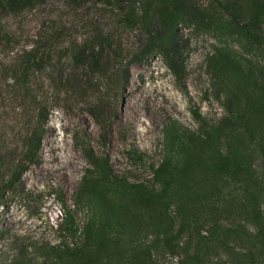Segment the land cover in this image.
Wrapping results in <instances>:
<instances>
[{"label": "rangeland", "instance_id": "1", "mask_svg": "<svg viewBox=\"0 0 264 264\" xmlns=\"http://www.w3.org/2000/svg\"><path fill=\"white\" fill-rule=\"evenodd\" d=\"M211 1L161 0L143 21L142 0H32L16 13L0 0V264H40L64 207L104 264H264V15L252 39ZM221 1L241 22L264 2ZM31 46L39 64L26 63ZM235 103L243 129L214 139ZM225 149L236 164L223 169ZM52 150L74 157L69 184L42 174Z\"/></svg>", "mask_w": 264, "mask_h": 264}, {"label": "trees", "instance_id": "2", "mask_svg": "<svg viewBox=\"0 0 264 264\" xmlns=\"http://www.w3.org/2000/svg\"><path fill=\"white\" fill-rule=\"evenodd\" d=\"M32 0H1L2 8L9 13H16L30 5ZM216 7L228 17V25L238 29L243 34L248 35L250 38H254L259 30V22L261 15H264V2L260 4L256 9L257 12H252L246 19L241 22L238 16L230 11V5L221 0H212ZM161 0H142L141 8L139 11L138 20H147L148 14L153 7L160 4ZM210 7V6H209ZM212 8V7H211ZM213 9V8H212ZM222 14V16H223ZM137 18V14L135 13ZM221 16V18H222ZM215 16H210L214 18ZM36 40V39H35ZM35 44V41L32 42ZM38 48L31 46L26 51V63L29 59L35 60L33 65L39 64V60L35 59ZM229 66L227 59L223 56L217 57L216 63L214 62L215 75L223 80L225 72ZM14 81V80H11ZM223 114L220 120L216 123L215 127L210 131L214 139L219 140L221 135H226V131L231 129L233 132H237L239 129H243L245 124V114L241 111L239 103H235V107L226 108L222 106ZM198 118V116H195ZM208 135L207 133H205ZM38 143V137L35 134H31L25 138V153L34 152ZM236 155L229 149H225L223 154L219 155V163L223 169L230 167L234 163ZM166 165L160 164L157 168L153 169L152 177L153 180L159 179L165 172ZM11 181V179L9 180ZM138 188L142 189L151 198L165 201L166 190L160 189L154 191L152 189H146L139 185ZM60 200V197H57ZM60 214L59 222L56 226V236L61 241H58L56 245L48 247V252L45 253L41 259L40 264H104L103 261L106 259L103 245L92 243L90 233L86 227L79 228L75 222V219L70 210L64 207ZM76 239V241H74ZM68 240L70 243L65 244L64 241ZM109 257V256H108Z\"/></svg>", "mask_w": 264, "mask_h": 264}, {"label": "bare ground", "instance_id": "3", "mask_svg": "<svg viewBox=\"0 0 264 264\" xmlns=\"http://www.w3.org/2000/svg\"><path fill=\"white\" fill-rule=\"evenodd\" d=\"M131 115L132 114H127V113L125 114V116L123 114L119 115L116 126L117 127L121 126L123 122V118L125 121L130 120ZM65 160L66 161L60 162L58 160V157L53 152V156L49 159V162L54 163L56 165H54L55 166L54 168H52V166L50 168L44 167L43 169H41L42 174H44V176H47L52 180L55 179L63 184H69L72 181L74 173L77 169V164L74 160V157L66 156ZM53 174L56 176V178H53L52 176Z\"/></svg>", "mask_w": 264, "mask_h": 264}]
</instances>
